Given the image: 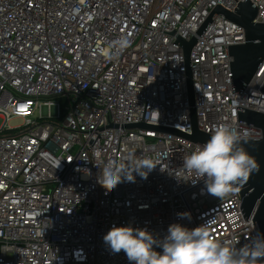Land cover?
<instances>
[{"label":"built area","instance_id":"1","mask_svg":"<svg viewBox=\"0 0 264 264\" xmlns=\"http://www.w3.org/2000/svg\"><path fill=\"white\" fill-rule=\"evenodd\" d=\"M244 1L0 0V264H129L104 242L113 226L162 241L171 224L206 225L237 248L259 236L237 191L202 195L203 181L178 175L198 145L184 137L191 122L178 38L196 39L188 68L198 130L228 124L241 141L262 136L238 123L236 108L264 115V64L241 94L231 90L227 46L244 43L243 29L213 16L197 35L215 8L234 13ZM247 1L253 23L264 24V0ZM124 36L131 43L120 50ZM134 124L178 134L124 128ZM113 159L126 174L137 159L156 167L108 190L97 180Z\"/></svg>","mask_w":264,"mask_h":264},{"label":"clouds","instance_id":"2","mask_svg":"<svg viewBox=\"0 0 264 264\" xmlns=\"http://www.w3.org/2000/svg\"><path fill=\"white\" fill-rule=\"evenodd\" d=\"M130 43L126 36L116 41L120 50L127 48ZM155 167L148 159H137L131 174H126L124 164L113 159L105 165L97 183L111 190L122 178L134 181L133 172L146 178L148 171ZM256 170L258 165L243 147L238 131L228 124H219L205 143L196 145L183 158L178 175L180 181L185 182L187 175L194 174L187 182L195 185L203 181L202 195L206 193L220 197L238 191L239 185L246 182ZM83 172L90 175L87 169H83ZM173 176L176 178V175ZM177 215L182 219L191 218L188 212ZM103 239L113 253L123 251L129 264H260L264 260V235H259L250 245L240 248L224 246L206 225L189 229L179 223L171 224L162 241L144 229L113 226Z\"/></svg>","mask_w":264,"mask_h":264},{"label":"water","instance_id":"3","mask_svg":"<svg viewBox=\"0 0 264 264\" xmlns=\"http://www.w3.org/2000/svg\"><path fill=\"white\" fill-rule=\"evenodd\" d=\"M256 15L257 8L247 0L238 4L234 9V13L226 12L217 7L197 33V35L203 33L213 16H223L227 21L243 29L244 43L236 46H227L228 57L230 56L232 58V62L229 63L232 93L241 94L246 85L264 64V24L253 23ZM177 42L182 46L186 60V89L190 106L191 135L184 137L192 143L202 145L209 139L210 135L198 130L196 112L193 108L194 95L191 73L188 68L189 55L196 43V39L192 38L189 42H185L178 38ZM260 91L264 93V85ZM236 110L238 123L256 127L262 133L261 138L258 140L242 141L245 150L255 159L258 170L253 171L247 181L239 185L237 194L241 202L240 210L242 209V214H244L243 218H246V222L249 219L252 220L253 226H256L258 231L257 236L264 235V115L240 108H236ZM124 128L128 130L152 129L165 133L178 134L169 129L149 127L145 124L126 125Z\"/></svg>","mask_w":264,"mask_h":264},{"label":"rangeland","instance_id":"4","mask_svg":"<svg viewBox=\"0 0 264 264\" xmlns=\"http://www.w3.org/2000/svg\"><path fill=\"white\" fill-rule=\"evenodd\" d=\"M2 123H3V121L0 120V125H2ZM22 123H23L22 120L11 121V122H8V123L6 124V127H7V126H9V127H13V126L16 125V124L21 125Z\"/></svg>","mask_w":264,"mask_h":264}]
</instances>
